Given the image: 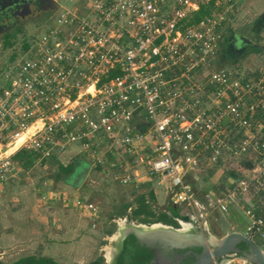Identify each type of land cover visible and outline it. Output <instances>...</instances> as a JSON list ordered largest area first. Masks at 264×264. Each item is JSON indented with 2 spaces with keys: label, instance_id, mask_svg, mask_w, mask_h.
<instances>
[{
  "label": "built area",
  "instance_id": "1",
  "mask_svg": "<svg viewBox=\"0 0 264 264\" xmlns=\"http://www.w3.org/2000/svg\"><path fill=\"white\" fill-rule=\"evenodd\" d=\"M207 1L68 0L50 15L0 61V148L15 144L0 184L18 150L39 161L75 145L121 184L163 188L193 211L177 224L198 228L188 175L225 168L220 211L239 203L241 233L264 244V46L255 66H216L228 8L192 21Z\"/></svg>",
  "mask_w": 264,
  "mask_h": 264
},
{
  "label": "rangeland",
  "instance_id": "2",
  "mask_svg": "<svg viewBox=\"0 0 264 264\" xmlns=\"http://www.w3.org/2000/svg\"><path fill=\"white\" fill-rule=\"evenodd\" d=\"M67 1L53 0L54 7L46 11L34 7V9L30 8L32 10L29 9L30 11L25 12L23 7H18L16 10H11L2 16L0 15V61L9 58L12 53L18 52L32 34H35L39 28H43L51 22L49 16L59 10L62 5L68 3ZM221 7L228 8L225 15L226 27L238 33L243 26L245 29L243 33L246 34V37L258 46H264V16L262 17L264 0H230L228 2L219 0L217 1V7L213 8V10ZM22 11L23 14L21 15ZM250 50L247 48L243 52L244 54H232L231 56H228L226 52L225 57L230 60L231 65H239L242 68L252 67L255 66L261 54V49L251 52ZM222 62L220 63L221 65H223ZM84 160L88 165L92 163L88 157ZM18 165L19 167L21 166L20 163ZM51 165L52 167L54 166L53 164H41L34 161L27 169L20 167V170L11 177V180L7 181L6 187L3 189L4 192L2 194L8 199L7 202H31L33 199L35 200L42 191V188L38 187V185H44L43 187L53 186L56 190L60 189V184L54 185L52 183L53 185H51L49 180H47L49 172L51 173L49 171ZM107 166L111 170L113 169L109 164ZM226 171L225 168L202 166L196 168L192 171V174L188 175L189 182H191L193 187L194 199L197 201L194 202L192 208L196 213L202 215V220L204 221L202 227L206 226L207 231L216 238L231 231L242 232L246 221L239 208V203L234 204L228 211H220L216 203V199L224 196L227 191L226 187L229 181L227 180L228 174ZM77 174H79L78 178H81L80 183L82 185L77 192L78 196L96 203L100 213L99 223L95 226V231L98 234L94 237L95 251L93 254H99V262L102 264L104 261L102 255L104 254L108 259L107 247L113 246L110 239L118 221L126 219L134 223H151L139 221L143 216L142 214L138 215L139 218H132V209L137 205L136 198L142 196L144 203L148 205L150 214L145 216V218L149 221L159 219L158 216L161 213L171 215L169 211L171 202L167 201L165 190L163 188L154 190L155 184H151V186L144 181L136 184L127 183L120 185L113 179V173H98L93 168L87 169L83 174H80V172H77ZM149 191L153 194V200L149 199ZM10 197H16L17 200L10 199ZM125 204H129L130 207H125ZM176 207L179 214L187 216L193 214V211L183 204H178ZM155 222H160V220ZM201 228L198 227V229ZM256 243L264 252V244L259 241H256ZM98 248L100 249L99 252ZM102 248H104V251ZM222 264L252 263L240 257H228Z\"/></svg>",
  "mask_w": 264,
  "mask_h": 264
},
{
  "label": "crops",
  "instance_id": "3",
  "mask_svg": "<svg viewBox=\"0 0 264 264\" xmlns=\"http://www.w3.org/2000/svg\"><path fill=\"white\" fill-rule=\"evenodd\" d=\"M243 30L245 29L242 26L238 33L246 36ZM218 65H221L220 62H217L216 66ZM87 157L93 165L86 164L84 159ZM113 158L110 153L107 154L106 162H110ZM74 159L76 162L71 170V175L74 177L77 173L76 169L82 170L80 174L92 168L98 173H113V169L108 168L109 166L95 164L90 156L72 145L60 156L39 161L34 158V161L41 164L54 165L53 167L51 165V169L49 168L51 173L49 172L47 180L51 185L52 183L60 184V189L38 185L42 191L35 200L7 202L8 199L2 193L7 181L12 178L0 184V264H8L24 256L43 257L57 264H102L99 262V254H93L94 237L98 234L95 226L100 220L97 204L78 196L77 192L82 186L81 178L72 179L70 175L63 174L61 177H56V174L60 173L58 165L68 166ZM116 182L121 185L117 180ZM146 182L154 185V183ZM159 188L161 187L154 185V190ZM10 199L17 200L16 197H10ZM102 250L104 251V248ZM102 256L104 257V254ZM105 259L104 257L103 264H106Z\"/></svg>",
  "mask_w": 264,
  "mask_h": 264
},
{
  "label": "water",
  "instance_id": "4",
  "mask_svg": "<svg viewBox=\"0 0 264 264\" xmlns=\"http://www.w3.org/2000/svg\"><path fill=\"white\" fill-rule=\"evenodd\" d=\"M54 5L55 4L53 0H0V15L2 16L4 13L14 10L18 7H23L25 12H27L32 7L46 11L48 9H52ZM20 14L22 15L23 11ZM255 47L262 48V46H258L256 43H253L248 37L236 33L230 28H227V36L221 47L222 55L219 56V62L223 58V55H225V53L230 50L233 52V54L238 55L241 53L244 54L243 52L247 48L251 49ZM138 225H140V223H138ZM141 225L145 226L146 224L141 223ZM178 225L179 228H181V224L178 223ZM163 226L172 230L177 229L176 227L168 224H163ZM194 228L196 229V232L199 233L198 228L196 226H194ZM127 233L132 235L139 243L151 245L152 243L156 242L161 248H166L168 246L183 247L191 244L199 245L202 247V250L199 254H195V260L193 264H202L204 260H210L211 257L218 258L230 251H238V248L235 245L236 243L241 242L244 244L247 251L240 258L252 264H264V252L260 246L256 242L245 237L240 231L227 232L219 238L211 235L210 239L206 240V243H202L200 236H196L197 239L192 240L191 242L185 240L173 242V239H171L169 236L142 234L134 229L127 230L123 234Z\"/></svg>",
  "mask_w": 264,
  "mask_h": 264
},
{
  "label": "flooded vegetation",
  "instance_id": "5",
  "mask_svg": "<svg viewBox=\"0 0 264 264\" xmlns=\"http://www.w3.org/2000/svg\"><path fill=\"white\" fill-rule=\"evenodd\" d=\"M32 9H34V7H32ZM226 36L227 33L225 34V38ZM232 54L233 52L231 50L227 52L228 56H231ZM220 55L222 54L219 53V56ZM225 56L226 55H223V58L220 60V62L223 61V65L226 66L231 65L230 60ZM131 222L132 221L124 219V224L122 225V227L128 228ZM182 223L184 222H181L180 224L182 225ZM184 224L188 225L186 228H191L187 233L192 236L196 232L194 223L190 221ZM119 226L121 225L118 221L113 234L117 232V230L120 228ZM178 227L179 226H177L176 228ZM198 231L202 235V243H206L207 235L209 233L206 229V226L198 229ZM192 240H194L193 237L192 239L188 240V242H191ZM235 246L238 248V251H230L218 258L211 257L210 260H204L202 264H222L228 257H241L247 251L246 247L241 242L236 243ZM201 250V246L193 244L183 247L168 246L166 248H161L156 242L152 243L151 245H147L145 243H139L132 235H129L127 233L122 234L121 236H119V238H116L114 245L112 246L111 256L108 260L105 259V262L106 264H193L195 260V254H199Z\"/></svg>",
  "mask_w": 264,
  "mask_h": 264
},
{
  "label": "trees",
  "instance_id": "6",
  "mask_svg": "<svg viewBox=\"0 0 264 264\" xmlns=\"http://www.w3.org/2000/svg\"><path fill=\"white\" fill-rule=\"evenodd\" d=\"M215 1L218 0H208L206 4H200L197 8L196 11L193 12L192 14V21H198L200 18H202L203 16L209 15L210 12L213 10V8H215ZM240 33V32H239ZM257 34V33H256ZM24 46V45H23ZM261 47H255V48H251V51H258L260 50ZM221 54V51H220ZM13 159L17 160L21 167L23 169H27L28 167H30L33 162H34V157L32 155L31 152L20 149L17 152H15L13 154ZM75 159L72 160L70 162V164L68 166H62V165H58V169H59V174H56V177H61V175H66L69 176L73 179H77L79 177V174L76 173L75 177L71 175V170L75 165ZM78 163H76L77 165ZM79 165V164H78ZM75 172H82V170H75ZM75 181V180H74ZM149 199L153 200V194L151 193V191H149ZM136 202L137 205L135 206V208L132 209V218H139L138 215H143L139 221L141 222H155V221H159L163 222L164 224H168V225H172L174 227L179 226L177 224V221L174 218L177 219H181V220H187L188 217L187 215L184 214H179L176 205L171 204L169 205V211L171 213V215H166L165 213H161L158 218L154 221H149L147 220V218H145V216H147L148 214H150V210H148V205L144 203V199L141 196L140 198H136ZM139 202V203H138ZM125 207H128L129 204H125ZM8 264H57L54 263L51 259H47V258H43V257H34V256H24V257H20L18 259H16L15 261H12Z\"/></svg>",
  "mask_w": 264,
  "mask_h": 264
},
{
  "label": "bare ground",
  "instance_id": "7",
  "mask_svg": "<svg viewBox=\"0 0 264 264\" xmlns=\"http://www.w3.org/2000/svg\"><path fill=\"white\" fill-rule=\"evenodd\" d=\"M14 145L15 144L9 145L4 148H0V153L7 154L11 152L10 150L14 148ZM119 224L121 225L119 226L120 228L117 230V232L112 234L113 236L111 235V239H110L111 245H114V242L117 237L119 238V236H121L124 232H126L127 230H131V229H134L142 234H155V235H161V236H169L171 239H173L172 240L173 242H178V241H183V240L188 241L192 239V237L195 240L197 239L196 236H200L201 238L200 240H202V235L200 233L195 232L192 236L189 233H187L188 230H190L191 228L190 227L186 228L188 225L184 223H182V225L180 226L181 228L178 227L177 229H173V230L169 229L168 227L163 226V223H160V222L146 224L145 226L141 225V223L140 225H138V223L131 222L128 228L122 227V225L124 224L123 220L119 221ZM210 237H211V234L208 233L207 239H210ZM107 249H108L107 254L109 255L108 256V259H109L111 256L112 247H107ZM108 259L106 258V260Z\"/></svg>",
  "mask_w": 264,
  "mask_h": 264
}]
</instances>
